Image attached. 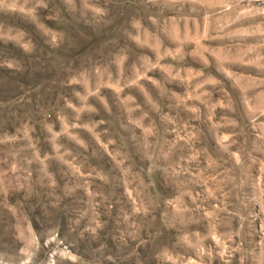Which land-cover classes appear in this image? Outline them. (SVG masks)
Returning a JSON list of instances; mask_svg holds the SVG:
<instances>
[{"label": "rangeland", "instance_id": "374dc122", "mask_svg": "<svg viewBox=\"0 0 264 264\" xmlns=\"http://www.w3.org/2000/svg\"><path fill=\"white\" fill-rule=\"evenodd\" d=\"M0 264H264V0H0Z\"/></svg>", "mask_w": 264, "mask_h": 264}]
</instances>
